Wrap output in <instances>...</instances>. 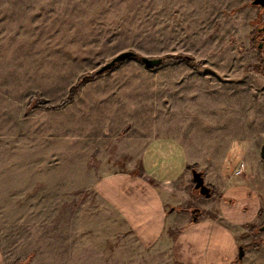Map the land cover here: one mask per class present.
I'll return each instance as SVG.
<instances>
[{
	"label": "rangeland",
	"instance_id": "obj_1",
	"mask_svg": "<svg viewBox=\"0 0 264 264\" xmlns=\"http://www.w3.org/2000/svg\"><path fill=\"white\" fill-rule=\"evenodd\" d=\"M238 2L0 0V244L8 264H61L68 241L73 264L76 243L90 247L102 214L91 185L100 172L124 169L132 138L202 143L215 116L207 109L220 113L227 90L260 88L255 28L264 24L259 18L246 31ZM128 50L164 60L148 69L129 58L95 74Z\"/></svg>",
	"mask_w": 264,
	"mask_h": 264
},
{
	"label": "crops",
	"instance_id": "obj_2",
	"mask_svg": "<svg viewBox=\"0 0 264 264\" xmlns=\"http://www.w3.org/2000/svg\"><path fill=\"white\" fill-rule=\"evenodd\" d=\"M238 1L246 31L259 18L264 24V7ZM258 50L260 88L227 90L220 113L207 109L215 116L207 117L206 140L132 138L124 169L95 177L91 188L102 214L90 247L85 239L76 243L73 264H264V46ZM195 166L210 198L195 189ZM62 246L61 264H70L69 241ZM0 264H8L1 244Z\"/></svg>",
	"mask_w": 264,
	"mask_h": 264
},
{
	"label": "water",
	"instance_id": "obj_3",
	"mask_svg": "<svg viewBox=\"0 0 264 264\" xmlns=\"http://www.w3.org/2000/svg\"><path fill=\"white\" fill-rule=\"evenodd\" d=\"M252 3L254 5H259L264 7V0H253ZM260 31H264V26L259 29ZM259 48L263 47V43H260ZM138 54L134 51H123L117 54L115 57H113L109 62L102 65L96 73L98 75H101L107 71H110L113 69L118 63L129 59V58H138ZM189 58V57H188ZM139 60L141 63H143L148 69H154L161 65L163 63V57H147V56H141L139 57ZM261 157L264 159V144L261 147ZM193 174V180L195 183V189L199 191V193L207 198H210L212 196V190L211 188L205 183L204 175L201 171L197 169L192 170ZM262 232H264V225L260 229ZM264 240V237H263ZM244 246L239 247V259H242L244 256Z\"/></svg>",
	"mask_w": 264,
	"mask_h": 264
},
{
	"label": "flooded vegetation",
	"instance_id": "obj_4",
	"mask_svg": "<svg viewBox=\"0 0 264 264\" xmlns=\"http://www.w3.org/2000/svg\"><path fill=\"white\" fill-rule=\"evenodd\" d=\"M263 26L264 25L260 26L259 29L262 28ZM259 29H258V32H259V41L258 42H259V44L263 43V45H264V31H260Z\"/></svg>",
	"mask_w": 264,
	"mask_h": 264
},
{
	"label": "trees",
	"instance_id": "obj_5",
	"mask_svg": "<svg viewBox=\"0 0 264 264\" xmlns=\"http://www.w3.org/2000/svg\"><path fill=\"white\" fill-rule=\"evenodd\" d=\"M96 75H98L97 73H95ZM95 76V75H93ZM87 78V77H86ZM85 79V78H84ZM72 100V96H70L68 99L62 101L58 106L59 107H62V106H65L68 102H70Z\"/></svg>",
	"mask_w": 264,
	"mask_h": 264
}]
</instances>
